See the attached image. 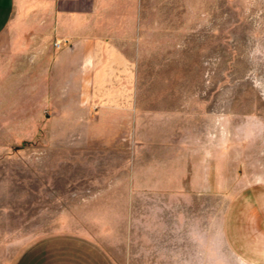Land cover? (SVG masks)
<instances>
[{"label": "rangeland", "instance_id": "1", "mask_svg": "<svg viewBox=\"0 0 264 264\" xmlns=\"http://www.w3.org/2000/svg\"><path fill=\"white\" fill-rule=\"evenodd\" d=\"M166 2L179 16L177 87L196 165L210 126L209 191L171 212H124L107 190L108 151L75 148L78 127L27 116L8 86L0 264H264V0Z\"/></svg>", "mask_w": 264, "mask_h": 264}, {"label": "crops", "instance_id": "2", "mask_svg": "<svg viewBox=\"0 0 264 264\" xmlns=\"http://www.w3.org/2000/svg\"><path fill=\"white\" fill-rule=\"evenodd\" d=\"M178 17L163 0H0V94L10 86L27 116L78 127L91 157L108 151L107 190L126 213L209 191L210 126L196 165L180 109Z\"/></svg>", "mask_w": 264, "mask_h": 264}]
</instances>
